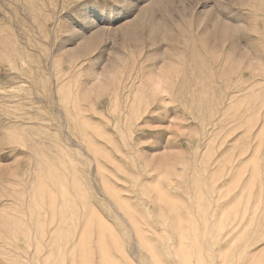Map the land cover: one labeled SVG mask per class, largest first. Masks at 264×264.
Segmentation results:
<instances>
[{"label":"rangeland","instance_id":"1","mask_svg":"<svg viewBox=\"0 0 264 264\" xmlns=\"http://www.w3.org/2000/svg\"><path fill=\"white\" fill-rule=\"evenodd\" d=\"M76 2L0 0V264H264V0Z\"/></svg>","mask_w":264,"mask_h":264},{"label":"snow or ice","instance_id":"2","mask_svg":"<svg viewBox=\"0 0 264 264\" xmlns=\"http://www.w3.org/2000/svg\"><path fill=\"white\" fill-rule=\"evenodd\" d=\"M102 0L98 3V0H77L76 4L73 6V12L82 15L86 18L90 23L94 24V28L106 26L108 25V21L101 18L102 14L100 11ZM109 3L113 5L114 12H120L124 8L121 6L120 3H114L113 0H109ZM205 5H201L204 7ZM235 7H238L235 6ZM216 10L220 12V19L219 23L222 28L226 29L228 34L233 37L234 39H243L244 34L247 32V29L244 27L234 24L231 21L234 19L233 17L229 16V12L225 10L226 5L220 4L215 6ZM78 15H69V26L79 21ZM116 21L112 22V26H115ZM80 27L84 25L82 23L79 24ZM106 56V53L104 54ZM153 80V88L154 91L157 93L162 91V84L163 81L161 80L160 76H155L152 78Z\"/></svg>","mask_w":264,"mask_h":264},{"label":"bare ground","instance_id":"3","mask_svg":"<svg viewBox=\"0 0 264 264\" xmlns=\"http://www.w3.org/2000/svg\"><path fill=\"white\" fill-rule=\"evenodd\" d=\"M155 76H156L155 74H151V75H150V79H152V78L155 77ZM244 223H245V222H244ZM247 223H249V222H247ZM250 223H251V222H250ZM243 228L246 229V227H243ZM247 229H248V228H247ZM247 229H246V230H247ZM245 233H246V235L248 236L247 231H246ZM241 234H242V233H241ZM259 234H260V233H259ZM242 235H245V234H242ZM246 235H245V236H246ZM247 236H246V237H247ZM248 237H249V236H248ZM241 238H243V237L241 236ZM243 240H244V239H243ZM245 240H246V238H245ZM240 241H241V239H240ZM230 242H231V241H230ZM258 242H259V241H257V243H258ZM253 243H254V242H253ZM230 245H231V244H230ZM230 245L228 244V246H230ZM229 248H230V247H229ZM250 254H251V253H250ZM253 254H254V253H253ZM252 256H253V255H252ZM250 257H251V256H250ZM248 258H249V257H248ZM248 258H247V259H248ZM246 261H247V260H246ZM248 261H250V260H248Z\"/></svg>","mask_w":264,"mask_h":264}]
</instances>
